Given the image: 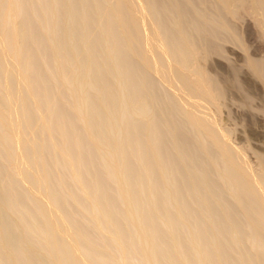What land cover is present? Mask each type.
Masks as SVG:
<instances>
[{
    "label": "bare ground",
    "instance_id": "bare-ground-1",
    "mask_svg": "<svg viewBox=\"0 0 264 264\" xmlns=\"http://www.w3.org/2000/svg\"><path fill=\"white\" fill-rule=\"evenodd\" d=\"M245 18L264 40V0H0V264H264L216 60Z\"/></svg>",
    "mask_w": 264,
    "mask_h": 264
},
{
    "label": "rangeland",
    "instance_id": "rangeland-1",
    "mask_svg": "<svg viewBox=\"0 0 264 264\" xmlns=\"http://www.w3.org/2000/svg\"><path fill=\"white\" fill-rule=\"evenodd\" d=\"M237 27L243 34L242 37H243L245 45L239 44L238 46H236L237 44L235 43H232V44L230 42L225 43L226 44L225 46L227 49L225 54L227 56L224 54H223L224 56L216 55V60L220 61L221 63L227 66L232 63L236 65L239 68V70H241L240 79L241 80L243 79V81H246V83L243 84L244 88H246V90L244 89L245 90L244 93L247 94L248 96H253L251 99V102L255 109L253 107L252 109H250L249 105H247V107L246 105H243L244 103L241 101V99L242 98L244 99V95L241 94L240 92L241 90H239V88L241 89L242 87L238 86V88L232 89V92L235 93L234 95H236L237 99L233 101L234 103L230 102V106H228L229 108L228 107L225 108V113H223V116L227 117L229 111L231 112V115L234 113L232 117L235 120L233 118H232L233 120L227 119L229 123L228 125L234 129L235 131L234 137L238 145L240 146L241 144L242 146L245 145L244 146L245 148L246 147L250 148V146L251 148L253 147L252 149L251 148L248 149L249 154L247 155V157H249L250 159L248 158L247 159L248 160L252 159L251 160L252 164L256 165V161L254 159V157L256 158L255 152H258V153L261 152V154H264V101H263L264 93H262L264 92V89L260 85L261 82L259 83L257 82L258 80L253 78L251 72H249L250 69H248V67L244 64L245 63L244 60H245L246 55L250 53L252 54L251 56L253 57L255 56L256 59L264 58L263 57L264 56V40L258 37L259 35L257 33L258 32L257 26L255 25L253 20L249 18L240 19V21H237ZM228 49H231V50H228ZM248 73L251 75H249ZM224 76H225V73H224ZM227 76L229 75L227 74L225 77ZM228 78L229 77H227V80ZM240 83L241 81L238 82V85H240ZM260 87L262 88L260 89ZM240 94L242 95V97ZM226 111L228 112L226 113ZM249 112H252V113H249ZM252 151L254 153V156H253Z\"/></svg>",
    "mask_w": 264,
    "mask_h": 264
}]
</instances>
